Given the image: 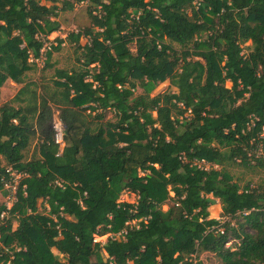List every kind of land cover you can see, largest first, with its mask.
Masks as SVG:
<instances>
[{
	"label": "trees",
	"instance_id": "16d2710c",
	"mask_svg": "<svg viewBox=\"0 0 264 264\" xmlns=\"http://www.w3.org/2000/svg\"><path fill=\"white\" fill-rule=\"evenodd\" d=\"M75 1L90 4V26L66 37L77 66L38 92L25 83L30 58L73 5L0 0V88L23 84L0 105V177L24 175L0 220V264H202L205 252L264 264V184L241 187L227 170L264 168V0ZM166 81L176 91L151 97ZM106 111L114 120L103 122ZM34 139L38 157L26 159ZM125 192L136 201H121ZM215 200L229 221L209 218Z\"/></svg>",
	"mask_w": 264,
	"mask_h": 264
},
{
	"label": "rangeland",
	"instance_id": "374dc122",
	"mask_svg": "<svg viewBox=\"0 0 264 264\" xmlns=\"http://www.w3.org/2000/svg\"><path fill=\"white\" fill-rule=\"evenodd\" d=\"M68 2L69 4L73 5V8L71 11H65L60 12L58 16V21L60 23V30L58 32L52 33L50 38L56 39L62 38L65 39L64 43L61 45V48L58 52H55L52 54L51 61L49 66L46 65V63H40L37 70L41 71L40 74H38V71L34 73V76L30 74L29 80L33 78H38V80H41L40 84L43 85H52V79L54 76V70L55 69H71L73 67L77 66V58L80 56V50L77 49V46L66 40L68 34L70 33H77L81 30H83L86 27L90 26V18L88 16V9L90 4L87 2H79L77 3L75 0H56V5L59 9L64 7V3ZM42 4H45L47 6L50 5L49 2L42 1ZM87 38H82L80 40V44L84 45L87 43ZM250 42H247L244 44V53H247V48L250 46ZM175 48H178L177 45H174ZM134 51V47L131 49ZM51 65V66H50ZM54 69V70H53ZM39 90V89H37ZM42 90V89H40ZM176 89H174L169 81H166L164 83L158 84V86L155 88V90L150 94L151 97L156 96L157 94L163 93V92H175ZM1 93L4 96V100L10 99L15 93V85L11 83H7L5 85V89L1 90ZM140 93V89L137 88L135 91V94L138 95ZM59 118L57 108L53 106V118ZM108 120H114L113 119V113L112 111H106L104 113V120L103 122H106ZM105 143H111V142H118L120 139L114 136H105L104 137ZM32 156L38 157V145L37 140L34 139L28 149L25 153V158L30 159ZM257 157V156H256ZM239 163V160H237ZM218 169V167H216ZM227 170L230 172V174L233 176L234 181H236L241 187H244L247 184H250L253 187H257L258 185L264 184V168H246L241 165H232L228 166ZM172 195V194H171ZM121 201L128 202V203H134L136 201V196L132 193L125 192L121 196ZM39 204V211L45 212L43 210V204L41 205V202ZM172 202L167 201L165 205L162 206L163 210H167L168 206H170ZM223 215V206L219 201H216V203L209 208V218L210 219H216L221 221H229L228 218H222ZM231 224H234V220H230ZM13 228L17 226L16 221H12ZM110 237V234H106L103 236H95V241L100 243H105L107 239ZM114 238L116 239H122L121 236L115 235ZM229 245V244H228ZM55 255H57L60 259H62V256L59 255L56 251H53ZM195 262H200L202 264H219L220 261L218 257H216L214 254L211 253H200L194 258Z\"/></svg>",
	"mask_w": 264,
	"mask_h": 264
},
{
	"label": "built area",
	"instance_id": "2783aa9c",
	"mask_svg": "<svg viewBox=\"0 0 264 264\" xmlns=\"http://www.w3.org/2000/svg\"><path fill=\"white\" fill-rule=\"evenodd\" d=\"M194 5L195 7H198L199 2L196 1ZM50 36L51 35L46 37L44 36L41 37L43 47L40 50V55L38 58L31 57L30 58L31 63L33 61L43 63L46 60L47 52L50 51L54 45L57 44V42H55V39H51ZM51 130L53 133V142L55 145L59 147V154H60L64 147V141H63L64 126L60 118H56V117L54 118L51 124ZM258 155L264 156V153L262 151H259ZM195 165H197L198 168L204 170H208L210 168H216V166H211L209 163H206L204 161H195ZM23 177H24L23 174L11 170V168H8L6 170V174L0 177V206L4 207V209L0 213V220H3L5 217L8 216L13 205L16 203L18 189ZM128 224L129 223H126V225ZM135 224H136L135 222L130 223V225H135ZM219 232L223 233V230L219 229ZM122 234H125V231H122L117 235L122 237ZM110 237H112L111 234Z\"/></svg>",
	"mask_w": 264,
	"mask_h": 264
},
{
	"label": "crops",
	"instance_id": "0c3cea01",
	"mask_svg": "<svg viewBox=\"0 0 264 264\" xmlns=\"http://www.w3.org/2000/svg\"><path fill=\"white\" fill-rule=\"evenodd\" d=\"M57 39H58V38H57ZM59 39H62V38H59ZM62 40H63V39H62ZM62 44H63V43H62ZM62 44H61V45H62ZM46 60H47V58H46ZM46 60L43 62V64L46 63ZM32 63L35 65V67H34L35 69H33L31 72H29V73L26 74V78H25L26 82H25V83H27V82H28V83H33L34 85H36L35 88H36V89H39L38 92H40L41 87H42V86H45V85H43V84H40L41 80H38L37 77H36V78H33V79H31V80H29V78H30V74H31L32 76H34V73H36L37 71H38V74H40L41 71L37 70V68L39 67L40 63H39V62H36V61H33ZM53 70H54V69H53ZM55 70H56V69H55ZM55 70H54V74H55ZM7 83H8V84L11 83V84L15 85L16 93H15L10 99H8V100L5 101V100H4V96H3V94L1 93V90L5 89V85H6ZM5 85H4L3 87L0 88V105L6 103V102H8V101H10L11 99H13V98L15 97V95L18 93L19 89L21 88V86H22L23 84H22V85H18V84H16V83L13 82V81L8 80V81L5 83ZM216 201H218V200H215V203H216Z\"/></svg>",
	"mask_w": 264,
	"mask_h": 264
}]
</instances>
